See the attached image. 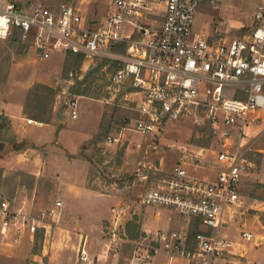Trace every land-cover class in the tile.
<instances>
[{
  "label": "built area",
  "instance_id": "built-area-1",
  "mask_svg": "<svg viewBox=\"0 0 264 264\" xmlns=\"http://www.w3.org/2000/svg\"><path fill=\"white\" fill-rule=\"evenodd\" d=\"M205 2L217 9L222 0H113L107 16L90 19L80 0L56 5L0 0L1 40L19 30L21 41L40 59L73 53L81 55L90 68L103 62L106 69L116 66L109 75V87L132 96V115L115 128L116 136H108V144L119 142L127 133L158 140L175 122L211 126L216 149L201 148L194 160L210 162L204 155L213 153L215 177L194 175L187 150L169 171L160 163L144 164L137 172L146 183L142 206L198 221L200 230L192 238L179 231L144 230L133 244L130 264H150L159 254L188 264H216L236 246L225 231L230 220L244 211L241 190L255 165L252 159L262 152L256 145L264 136V129L253 133L264 121V0L256 3L254 26L231 40L195 31ZM68 105L77 118V99ZM201 164L195 166L202 169ZM62 207L63 201H56L50 208L33 211L0 200V235L19 242L29 233L49 232L61 218ZM111 213L106 246L117 255L128 241L121 222L130 206L112 207ZM240 234L245 243L261 240L248 230ZM86 244L84 237L80 264L95 262Z\"/></svg>",
  "mask_w": 264,
  "mask_h": 264
},
{
  "label": "rangeland",
  "instance_id": "rangeland-1",
  "mask_svg": "<svg viewBox=\"0 0 264 264\" xmlns=\"http://www.w3.org/2000/svg\"><path fill=\"white\" fill-rule=\"evenodd\" d=\"M18 1L21 3L41 1L47 5H56L64 0ZM80 1L83 2L81 7L84 14L90 19L107 16L113 2V0ZM257 1L222 0L217 9L205 2L197 16L195 31L204 32L217 40H231L241 36L254 26ZM27 57L29 59L32 58L37 63L33 65L32 72L39 76L45 75L46 72L42 69V63H40L43 59L37 57L35 50L28 43L14 44L12 38L7 40L0 39V82L4 83L7 81L15 66L18 68L17 71L19 68L22 69V65L18 63ZM63 57L62 73L55 77L51 86L59 93L54 97L49 93L48 97L50 100L48 105L51 106L52 101H55L58 95H60L59 100L62 105L68 103L71 99H77L79 115L78 118H73L72 108L70 106L65 107L64 117L61 119L63 127L58 126L57 129L60 130V141L68 150L74 152L78 149L80 143H83L96 131V126L103 112L101 123L102 121L106 123L110 121L107 125V136L101 142L93 143V137L99 132L98 130L91 139L83 143L84 145L75 154L70 155L67 153L70 158L76 157L88 162L87 173L84 181H82V186L97 191L99 196L86 200L81 198L79 193L71 191L69 186L62 185L61 181L64 179L67 181L70 179V182L74 180L71 172L67 174L60 172L54 175L51 172L47 173L44 171L38 176L22 172L15 166V160H10V155H6V149H4L0 153V155H4L2 158L5 160L3 163L5 165L0 167V200L5 199L17 208L25 206L33 211L50 208L56 201H63V207L61 218L57 223H53L51 228H49V232L40 230L27 235H32L31 241L26 239L28 238L27 236L16 242L10 235L7 238L0 235V258H2L0 259V264H38L41 260L47 264L48 253L45 255L43 252L45 246L49 254L65 250L67 257H69L68 259L77 260L78 264H80V235L88 236L86 246L90 254H99L103 241L104 245H106L110 238L107 227L113 222L111 208L121 205L130 206V213L121 222L128 236V241L123 242L116 259L118 260L117 264H130L134 251L133 244L139 239L142 232L141 223L144 216L150 211L158 212V210L148 209L141 205V194L145 189L146 183L139 180L137 176L138 169L144 164L159 165L161 163L162 168L165 171H169L183 154V151L187 150L186 154L189 155V163L194 166L191 170L192 173L202 177L213 178L217 172L216 166L213 165V160L216 159V156L208 151L204 156L212 161H204L202 164L194 160V158L201 148L216 149L217 141L208 123L198 125L193 122L182 121L171 124L158 140L127 133L119 142L108 144L106 142L108 136L111 134L116 136L115 128L125 118L132 115L130 109L132 102L129 101L132 96H126L121 90H114L109 87V75L116 70V66L112 65H109L108 69L103 67L101 72L92 78V84L87 95L81 97L74 94L73 87L76 86L77 80H82L84 76L74 70L73 73L69 74V78L65 79L63 70L68 55L63 54ZM89 69L90 67H86L83 64L81 74L87 73ZM26 72L30 73L31 70L26 69ZM76 76H78V79H76ZM38 84L40 83H36L30 90L36 91ZM86 86L84 85L82 89ZM261 114L264 119V111ZM136 144L140 145L136 146ZM25 145L26 148L31 147V149L39 151L43 158L50 153L47 146L36 147L27 143ZM256 149L264 151V137L258 142ZM56 150H60V148ZM11 152L16 153L10 150ZM81 152L88 157H93L94 162L91 164L87 158L81 155ZM120 153L121 156L118 158ZM263 159L264 152L258 153L252 159L256 165H252V174L249 175V172L245 177L241 190L246 197L247 203L250 206H254V208L248 207L250 209L244 216L249 219L248 226L256 225L258 219L264 222V183L254 174L256 172L254 170L255 166L260 168ZM195 164H201L203 168L199 169ZM83 169L84 167H81V173H83ZM161 174L163 172L158 173L154 178ZM240 213L242 212L239 211L238 215ZM177 216L174 219L176 225L178 224L177 231L185 230L188 224L192 228L193 223H195L192 220ZM256 216H258L257 219ZM68 234L71 235L67 242L65 241V236H68ZM120 234H123V232L121 231ZM123 239L125 240V237ZM258 251L264 253V245L259 247ZM114 254V251L108 252L109 257L115 256ZM258 257L259 260H262L261 255ZM92 258L95 262L98 261V256H92ZM18 259L21 261L19 262ZM182 260L175 264H188L186 260Z\"/></svg>",
  "mask_w": 264,
  "mask_h": 264
},
{
  "label": "crops",
  "instance_id": "crops-1",
  "mask_svg": "<svg viewBox=\"0 0 264 264\" xmlns=\"http://www.w3.org/2000/svg\"><path fill=\"white\" fill-rule=\"evenodd\" d=\"M200 33L206 34L204 32ZM43 61L40 63H42V69L46 72L45 75L39 76L38 74L33 73L32 67L37 63H35L32 58L29 59V57H27L26 59L18 63L22 65V69L19 68V70L17 71L18 68H16L15 66L14 69H12L7 81L4 83L0 82V142L4 141L7 143L5 147V151L7 153L6 155H10V160H15V166L18 168V170L29 173L33 176H38L44 171H46L47 173L51 172L54 175L55 173L60 172L64 174L71 172L74 180L70 182V179L69 181L64 179L61 181L63 183L62 185L69 186V189L71 191L79 193V195L83 199H94L99 196L98 192L89 189L88 187L82 186V181H84L87 173L88 162L76 157L70 158L67 153H69L70 155L75 154V152L84 145L83 143L85 141L91 139L98 132L104 112L99 118L98 125L96 126V131H94L92 135H90L83 143H80L76 151L71 152L70 150H68L60 141V130H57L58 126H61V128L63 127L61 119L64 117L65 107L69 106L68 103H65L63 105L61 104L59 100L60 95H58L54 101L53 115L50 123H47L42 119H35L34 117L26 113V100L30 89H32V87L36 83L52 86L55 77H58L62 73L64 65L63 54L54 53L49 59H43ZM84 65L87 67L88 63ZM26 69H30L31 72L27 73ZM28 119L41 121L43 122V124L39 126L35 123H29ZM263 129L264 121H261L254 128L253 133L257 134ZM22 142L36 147L47 146L50 153L48 156L43 158L40 155L39 151L31 149V147H27L26 151L24 150L21 152L12 150V146H14L15 144H20ZM58 148H60V150H56ZM10 150L16 153H10ZM3 156L4 155H0V167H3L5 165L3 164L5 162V160L2 158ZM254 164L256 165V163ZM81 167H84L83 173H81ZM254 170H256V172L254 173L255 176L259 177L261 179L260 181L264 183V159L260 164V168L255 166ZM251 171L252 169L250 170L249 175L252 174ZM81 174L84 175L83 178H81ZM245 203L246 209L239 215L237 214L238 216L236 215L234 219L230 220L229 225L227 226L225 231L228 237L236 242L233 253L228 255L226 258L219 260L216 264H258L259 262L260 264H264V253L258 251L259 247H263L264 245V222L258 219V223L256 225H249V227V219H246L244 216L249 211V209L254 208V206H250L246 200ZM148 209L158 210V212L154 213V211H150V213L144 216L143 222L141 223L142 231L148 230L153 232L158 229H163L166 231H177L178 224L176 225V222L174 221V219H176L175 216L178 215L177 213L163 208ZM179 217L183 218L181 216ZM257 218L258 216H256V219ZM189 225L190 224H188L185 230H179V232H183L189 236V232L191 229V226L189 227ZM242 230L253 232L256 238H260L261 240H256L251 243H245V241L240 236ZM70 235L71 234L65 236V241L68 242V240L70 239ZM27 237L28 238L26 239H29L31 241V236ZM84 237H86L88 241L87 235H80L81 244ZM106 247L107 246L104 245L103 241V246L100 250V253L97 255L90 254L93 257L98 256V261H90L87 264H117L118 260L116 259V255L109 257ZM254 247L256 248L254 249ZM43 252L45 255L46 253H48L47 264H78L77 260H72L71 258L68 259L69 257H67L65 250L59 253L49 254V252L46 251L45 246ZM260 255L262 257V260L258 259V256ZM18 260L19 262L21 261L20 259ZM178 261L180 262L183 260L182 258L171 259L166 254H160L157 255L150 264H175L178 263Z\"/></svg>",
  "mask_w": 264,
  "mask_h": 264
},
{
  "label": "trees",
  "instance_id": "trees-1",
  "mask_svg": "<svg viewBox=\"0 0 264 264\" xmlns=\"http://www.w3.org/2000/svg\"><path fill=\"white\" fill-rule=\"evenodd\" d=\"M12 42L14 44H22L23 42L21 41V31L17 30L12 37ZM68 59L65 62L64 70H63V77L65 79L69 78V74L73 73L74 70H76V73H80V75H83L84 78L82 80L78 79V76H76L77 83L76 86L73 87V93L77 94L78 96H85L87 95V92L90 90L91 84H92V78L96 76V74L100 73L102 68L105 65V62L98 64L95 67H92L89 69V71L85 74H81V67L83 65V57L79 54H73L69 53ZM84 85H87L84 89L82 87ZM28 99L26 100V113L29 114L30 116L34 117L35 119H42L45 120L47 123L51 122L52 115H53V102L51 106L48 105L49 103V93L54 96H56L59 92L48 85L45 84H38L36 87V91L30 90L29 92ZM34 93V94H33ZM33 95V96H32ZM32 96V98H31ZM109 122H104L102 121L99 132L93 137V143L97 144L102 141L107 136L108 132V125ZM16 152H21L26 150V145L25 142H22L20 144H15L13 146V149ZM82 156L87 158L90 163L92 164L94 162L93 157H88L86 154L81 152ZM121 156V153L118 155V158ZM101 161V160H100ZM97 164V162H95ZM200 230V223L196 221L193 223L192 228L190 229L189 232V237L192 238L198 233Z\"/></svg>",
  "mask_w": 264,
  "mask_h": 264
},
{
  "label": "water",
  "instance_id": "water-1",
  "mask_svg": "<svg viewBox=\"0 0 264 264\" xmlns=\"http://www.w3.org/2000/svg\"><path fill=\"white\" fill-rule=\"evenodd\" d=\"M6 145H7L6 142H4V141L0 142V153L5 149Z\"/></svg>",
  "mask_w": 264,
  "mask_h": 264
}]
</instances>
